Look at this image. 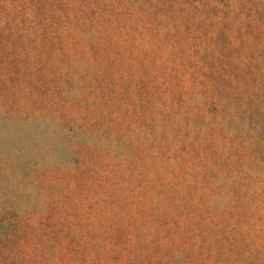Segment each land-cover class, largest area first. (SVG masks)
I'll return each mask as SVG.
<instances>
[{"label":"rangeland","instance_id":"1","mask_svg":"<svg viewBox=\"0 0 264 264\" xmlns=\"http://www.w3.org/2000/svg\"><path fill=\"white\" fill-rule=\"evenodd\" d=\"M0 264H264V0H0Z\"/></svg>","mask_w":264,"mask_h":264}]
</instances>
